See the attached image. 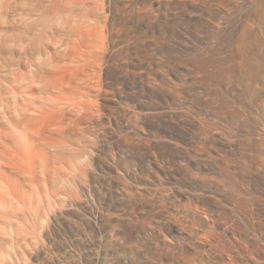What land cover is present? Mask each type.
I'll use <instances>...</instances> for the list:
<instances>
[{"label":"bare ground","instance_id":"obj_1","mask_svg":"<svg viewBox=\"0 0 264 264\" xmlns=\"http://www.w3.org/2000/svg\"><path fill=\"white\" fill-rule=\"evenodd\" d=\"M0 264H264V0H0Z\"/></svg>","mask_w":264,"mask_h":264},{"label":"rangeland","instance_id":"obj_2","mask_svg":"<svg viewBox=\"0 0 264 264\" xmlns=\"http://www.w3.org/2000/svg\"><path fill=\"white\" fill-rule=\"evenodd\" d=\"M240 2H241V1H240ZM244 3H245V1H242V4H241V5H243ZM227 7H230V6L228 5ZM227 7H226V8H227ZM18 9H19V11L22 12V13L26 11V10H25L26 8L22 10V7H20V8H18ZM228 9H229V8H227V10H228ZM229 10L232 11V9H229ZM239 12H240V10H239V11H235V12L232 11L231 14H233V15L230 14V16H229V21H230V22H235L234 20H241V18H242L241 16L243 15V14H242L243 11L240 12V13H239ZM238 13H239V14H238ZM234 14H236V15H234ZM237 14H238V15H237ZM231 16H232V17H231ZM234 17H235V18H234ZM239 17H240V18H239ZM236 18H237V19H236ZM238 18H239V19H238ZM220 21H223V19H222V20L220 19ZM238 22H239V21H238Z\"/></svg>","mask_w":264,"mask_h":264}]
</instances>
